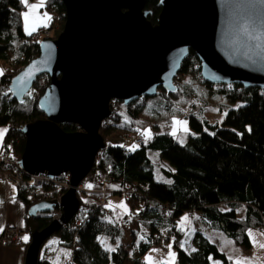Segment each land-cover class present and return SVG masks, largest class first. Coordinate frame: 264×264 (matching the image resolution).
<instances>
[{"label":"trees","instance_id":"16d2710c","mask_svg":"<svg viewBox=\"0 0 264 264\" xmlns=\"http://www.w3.org/2000/svg\"><path fill=\"white\" fill-rule=\"evenodd\" d=\"M24 8L21 0H0V60L9 64L0 74V126L6 127L0 152L16 159L24 144L21 127L44 117L37 100L49 82L46 74L38 75L20 101L8 91L10 77L38 54L39 41L33 39L35 31L29 34L22 27L20 14ZM42 8L51 21L59 19L62 29V2L45 0ZM144 8L149 10L147 18L154 23L160 10L157 0H147ZM177 73L180 77L174 91L159 87L154 96H142L128 104L111 100L110 117L114 122L99 128L104 139L117 130L124 135L137 131L143 134L144 141L139 146L106 141V146L96 154L98 167L111 178L108 187L113 196H122L127 185L133 188L124 198L128 211L119 217L107 204L100 205L98 184L84 183L83 189L76 193L81 203L79 210L49 236L58 239L49 257L40 254L49 237L45 239L36 264H147L142 255L152 244L178 241L186 230L178 225L180 216L193 210L199 211L206 228L224 232L243 250L251 247L249 230L264 235V89L204 81L191 49ZM185 75L197 79L198 84L183 80ZM211 99H216L213 103L225 111L221 124L210 122L205 115ZM236 102L241 103L232 106ZM173 116L187 120L189 130L182 143L167 128L158 130V118L165 122ZM59 125L64 131L79 129L71 122ZM147 125L153 130L145 135L141 129ZM148 150L158 152L168 164L166 169L155 168L147 156ZM14 184L26 213L31 204L44 199L25 184ZM47 190H51L49 199H59L66 189L56 192L49 182L42 188L43 192ZM52 219L50 211L33 216L38 228ZM124 235L127 239L121 242ZM99 236L103 242L114 243V248L107 251L97 240ZM28 242L29 236L25 247ZM192 242L195 248L190 252L174 244L173 264H212L210 259L231 264L203 233L195 232Z\"/></svg>","mask_w":264,"mask_h":264},{"label":"water","instance_id":"95a60500","mask_svg":"<svg viewBox=\"0 0 264 264\" xmlns=\"http://www.w3.org/2000/svg\"><path fill=\"white\" fill-rule=\"evenodd\" d=\"M62 29L38 42V54L10 77L16 101L36 77L48 76L37 103L43 118L25 123L20 167L53 177L68 172L70 186L59 199H42L27 208L29 242L23 264H36L42 243L80 208L76 185L106 146L101 120L111 100L123 104L174 91L172 79L191 49L200 77L264 89V0H157L156 21L147 0H60ZM78 125L64 131L60 123ZM61 208L58 219L38 228L37 213Z\"/></svg>","mask_w":264,"mask_h":264},{"label":"rangeland","instance_id":"374dc122","mask_svg":"<svg viewBox=\"0 0 264 264\" xmlns=\"http://www.w3.org/2000/svg\"><path fill=\"white\" fill-rule=\"evenodd\" d=\"M44 3V1L42 2ZM28 8H25L21 11L20 18L21 22L25 28V21L23 18V13L27 12ZM37 16L43 19V14L46 12L44 10H37L36 12ZM47 22L44 23L46 25ZM55 23V24H54ZM49 24L51 25L48 35L49 37L53 38L56 37L57 34L60 32L61 24L59 19H53L52 21H49ZM54 24V25H53ZM7 61L0 60V74H2L5 70V68L8 66ZM21 69V68H20ZM182 78V77H181ZM191 80L192 84H198L197 79L190 77L188 75H185L183 78ZM212 101H209L208 107H206L205 115L209 119L210 122L221 124L222 120L224 118L225 111L219 110L218 106L213 103L216 99H211ZM241 103V102H240ZM239 102H236L232 104V106H237L240 104ZM162 118V117H161ZM150 120H152L150 118ZM165 119H157V122L160 123V128L158 129L160 132L164 130L163 128H167V130L175 137V139L178 142H184L187 131L189 130L188 123L186 118L183 116H173L167 121L163 122ZM154 122L155 121H151ZM101 127V126H100ZM143 133L145 135L152 132L153 128L150 127V125H147L143 129ZM105 142H110L111 144H121L126 145V138L122 131L117 130L110 134L106 139H104ZM128 146V145H126ZM147 156L155 163V168H164L168 166V164L160 158L157 151L148 150ZM158 179V177H155ZM76 188V187H75ZM78 192V191H77ZM80 197H84L83 193H79ZM121 199L124 200L123 197L113 196L110 197L107 201V208H111V210L114 213H118L119 217L125 213L123 206H118V201ZM196 212H190L185 213L180 216V219L178 221V225L181 227H185L186 229L190 228L188 230L187 235L183 237L182 239H179V241L173 242L172 239L170 240H164L160 242L159 244H152L149 249L142 255V258L144 261H146L147 264H160L161 262H165L168 264H173L175 260V251H174V244L178 245L179 247H182L186 250H189L190 244L194 245L192 242V239H190V233H192L191 227L198 225L200 228H204L201 224H199ZM239 215V212H238ZM186 218V219H185ZM199 232V231H197ZM201 233V231H200ZM204 234L207 236V238L214 242L217 247L225 253L227 258L230 260L231 264L234 263H243V264H251L252 259L255 261L252 264H264V247H261V245H264V235L262 232L258 230H249L248 236L250 239L251 247L248 250H243L237 245H235L232 240L226 235L224 232L219 230H208L204 228ZM127 236V234H125ZM120 239L121 242H124L127 238L125 237ZM29 236V235H28ZM193 237V236H192ZM48 244L40 251V254L49 257L55 248L58 239L55 236L49 237L46 241H48ZM102 244L104 245L105 249L107 251H110L114 248V243H111L109 241L103 242L102 236H99L97 238ZM45 241V242H46ZM116 243L118 241H115ZM44 246V245H43ZM171 253V255H170ZM252 255V256H251ZM221 262L219 260L213 261L212 264H220Z\"/></svg>","mask_w":264,"mask_h":264},{"label":"built area","instance_id":"2783aa9c","mask_svg":"<svg viewBox=\"0 0 264 264\" xmlns=\"http://www.w3.org/2000/svg\"><path fill=\"white\" fill-rule=\"evenodd\" d=\"M55 24V23H54ZM53 24V25H54ZM51 25L46 23V26L43 25L35 30L33 34L34 40H41L43 38L49 37L48 31ZM179 75H176L172 83L176 86L179 83ZM218 84V83H216ZM111 115V113H110ZM110 115L101 120L100 126H109L114 121L111 119ZM126 145L128 146H139L143 143L144 137L141 131L137 132H128L125 134ZM99 158L96 155L93 168L91 167L87 174L84 176L82 181L76 185V191H80L83 189L84 183L88 181H93L98 184L97 191L100 195L99 204L105 205L109 197L113 196V191L108 187L111 183V178L109 174L104 173V171L98 167ZM26 175V177H24ZM0 178L5 181H10L13 183H22L29 187L33 192L40 193L44 196V199H49L51 196V190L42 191L43 185L45 183L52 182L54 185V189L56 192H61L67 189L70 186L69 183V174L66 172H61L54 177L47 176L45 173H37L28 175L19 165L18 158L10 157L6 153L0 152ZM133 188L129 185L126 186V190L122 191V197L125 198V195L132 191ZM121 197V196H120ZM57 199V198H56ZM52 218L58 219L61 215V209H52L50 211ZM61 223L60 225H63ZM22 230L16 226L5 225L0 232V243L4 244H18L23 240V232Z\"/></svg>","mask_w":264,"mask_h":264},{"label":"crops","instance_id":"0c3cea01","mask_svg":"<svg viewBox=\"0 0 264 264\" xmlns=\"http://www.w3.org/2000/svg\"><path fill=\"white\" fill-rule=\"evenodd\" d=\"M43 1L45 2V0H42V2ZM27 3L29 5L40 4L41 0H27ZM43 4L44 3H42V5ZM42 7H39L38 9L43 10ZM25 8H27V7L25 6ZM46 14H47V17H49V19L45 20L44 16H43V19L40 18V22L36 25V28L40 27L45 22L50 21L49 13L46 12ZM22 27H23L24 32H26L23 24H22ZM30 27H31V24H30ZM26 33H28V32H26ZM0 132L3 133L2 136H0V147H1L2 141H3L5 133H6V127L0 126ZM111 197H113V196H111ZM117 203H118V206H121V205L123 206V209L125 212L128 211L129 207L126 204L125 200L122 201L121 199H119V201ZM109 209L111 210V208H109ZM191 212H196V214H197L196 216H197L199 224H201L202 226H204V228H206L205 224H203L200 220L199 211L193 210ZM185 213H187V212H183L182 214H185ZM112 215H115V214H112ZM25 216H26V209H25V206L22 203V201L16 196L15 184L13 182L5 181L4 179L0 178V232L5 225H12V226H16L22 230H25L23 232L24 235H23V240L21 243H18V244L0 243V264H23L25 242L28 240V231H27ZM204 228L202 229L198 225L191 227L192 233H190V235H191L190 239H192L193 234L197 231H199V232L201 231V233L204 234ZM189 229L190 228L185 230L184 235L180 239H182L183 237H185V235H187ZM206 229H208V228H206ZM208 230H210V229H208ZM24 237H27V240H25ZM48 242H49V240L44 243L43 248L48 244ZM190 245L191 246H190L189 250H186L182 247L181 248L187 252H190L195 248L194 245H192V244H190ZM210 260H211V262L217 261V259H210ZM254 262L255 261L252 259L251 264Z\"/></svg>","mask_w":264,"mask_h":264},{"label":"snow or ice","instance_id":"6c2138e0","mask_svg":"<svg viewBox=\"0 0 264 264\" xmlns=\"http://www.w3.org/2000/svg\"><path fill=\"white\" fill-rule=\"evenodd\" d=\"M21 3L25 4V6L28 8V11L23 13V18L25 21V30L26 32H29V34L31 33V31H35L36 25L40 22V17L36 15V12L38 10L39 7H42V0L40 4H35V5H29L27 3V0H21ZM44 15V19H49V17H47V14H43ZM31 24V27H30ZM46 26V25H45ZM2 132H0V136H2ZM122 206V205H121ZM186 219V218H185ZM25 240H27V237H24ZM261 247H264V245H261ZM171 255V253H170Z\"/></svg>","mask_w":264,"mask_h":264}]
</instances>
